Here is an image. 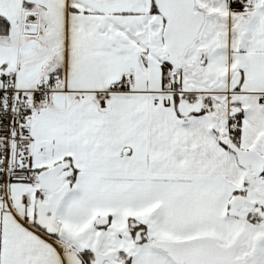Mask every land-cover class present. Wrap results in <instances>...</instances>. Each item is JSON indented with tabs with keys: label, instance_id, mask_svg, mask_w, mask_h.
Wrapping results in <instances>:
<instances>
[{
	"label": "snow or ice",
	"instance_id": "obj_1",
	"mask_svg": "<svg viewBox=\"0 0 264 264\" xmlns=\"http://www.w3.org/2000/svg\"><path fill=\"white\" fill-rule=\"evenodd\" d=\"M0 264H264V0H0Z\"/></svg>",
	"mask_w": 264,
	"mask_h": 264
}]
</instances>
